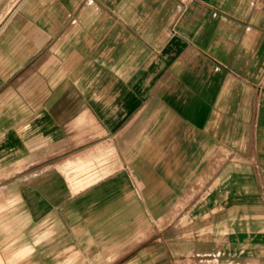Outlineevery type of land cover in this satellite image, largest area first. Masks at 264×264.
I'll return each mask as SVG.
<instances>
[{"label": "rangeland", "instance_id": "rangeland-1", "mask_svg": "<svg viewBox=\"0 0 264 264\" xmlns=\"http://www.w3.org/2000/svg\"><path fill=\"white\" fill-rule=\"evenodd\" d=\"M253 9L256 31L221 28L210 63L172 68L145 126L83 130L63 176L3 179L0 264H264V0Z\"/></svg>", "mask_w": 264, "mask_h": 264}, {"label": "crops", "instance_id": "crops-1", "mask_svg": "<svg viewBox=\"0 0 264 264\" xmlns=\"http://www.w3.org/2000/svg\"><path fill=\"white\" fill-rule=\"evenodd\" d=\"M253 8L254 0H0V191L7 177L36 168L63 176L68 163L80 165L66 148L87 140L86 129L92 140L98 128L145 126L162 79L179 78L172 68L210 63L213 32L233 31L236 42L256 31Z\"/></svg>", "mask_w": 264, "mask_h": 264}, {"label": "bare ground", "instance_id": "bare-ground-1", "mask_svg": "<svg viewBox=\"0 0 264 264\" xmlns=\"http://www.w3.org/2000/svg\"><path fill=\"white\" fill-rule=\"evenodd\" d=\"M23 209H24V208H23ZM18 212H19V211H18ZM27 213H28V211H27ZM25 214H26V213H25ZM25 219H26V217L24 218V220H25ZM8 222H9V221H8ZM26 222H27V221H26ZM9 223H10V222H9ZM7 224H8V223H7ZM12 224H13V223H12ZM12 224H11V225H12ZM8 227H9V226H8ZM21 227H22V226H21ZM12 228H13V227H12ZM12 228H11V229H12ZM26 235H27V234H26ZM12 237H13V236H12ZM20 239H21V238H20ZM26 239H27V238H26ZM31 240H32V239H31ZM38 244H39V243H38ZM36 246H37V245H36ZM22 247H23V248H27L26 245H24V246L22 245ZM38 247H39V246H38ZM25 253H26V252H25ZM69 263H70V262H69ZM42 264H43V263H42Z\"/></svg>", "mask_w": 264, "mask_h": 264}]
</instances>
